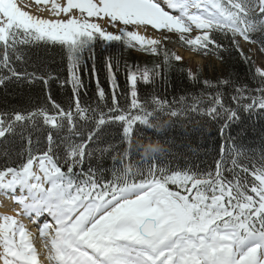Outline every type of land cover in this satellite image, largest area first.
Here are the masks:
<instances>
[{
    "label": "snow or ice",
    "instance_id": "snow-or-ice-1",
    "mask_svg": "<svg viewBox=\"0 0 264 264\" xmlns=\"http://www.w3.org/2000/svg\"><path fill=\"white\" fill-rule=\"evenodd\" d=\"M51 5L55 18H42L22 10L16 0H0V86L37 79L47 85L48 79L28 71L33 65L22 49L58 48L67 56L72 93L64 107L48 94L51 111L39 105L0 111V143L19 141L14 154L0 153V193L19 205L15 215L0 213V264H44L41 257L48 264H264V149L256 156L233 145L231 167L218 162L214 172L156 163L174 159V149L186 154L209 120L221 125L223 135L245 112L264 116V69L255 68L251 87L231 78L200 82L190 72L201 91L172 101L152 95L142 102L138 83L151 85L161 77V66L125 65L127 86L121 91L119 63L108 58L107 111L81 106L86 88L78 71L87 53L103 101L94 59L98 46H138L161 55L165 64L182 60L138 30H160L164 39L178 35L205 54L221 51L225 39L237 49L239 38L264 45V0H51ZM93 18H106L116 31ZM194 30L200 34L193 38ZM228 88L233 94L221 90ZM90 121L97 131L85 139L81 130ZM116 124L127 147L122 156H113L122 167L105 181L92 165L101 169L95 154L108 149H88L102 127ZM176 127L182 143L176 138L152 142L147 136L149 130L155 135ZM134 153L145 167L125 163ZM21 216L37 224V231H30Z\"/></svg>",
    "mask_w": 264,
    "mask_h": 264
},
{
    "label": "trees",
    "instance_id": "trees-1",
    "mask_svg": "<svg viewBox=\"0 0 264 264\" xmlns=\"http://www.w3.org/2000/svg\"><path fill=\"white\" fill-rule=\"evenodd\" d=\"M257 39V37H253ZM264 51L262 45L257 39L256 42ZM164 49L169 53H173V48L168 44H163ZM207 54L216 55L222 59L224 68L220 71L215 70L214 79L212 83H217L219 80L233 79L243 81L250 87L255 86V81L252 80L254 73L253 63L251 60H245V55L240 54L239 49L230 45L227 39L223 40V48L219 52L209 51ZM22 55L29 59L32 67L28 68L29 72H36L37 77L43 76L48 78V84L44 85L39 79L32 83L28 82H11L7 86H0V111L18 109L22 107H30L32 105H39L41 107H48L51 111V105L46 99L45 88H50L52 99L60 103L62 107L68 104L71 100V75L67 61L66 53L60 49H36L24 48ZM112 58L114 62L119 63L118 80L121 85V91L126 88V75L124 72L125 65H137L139 67H153L154 65L161 66V77L152 82L151 85L143 82L138 83V94L144 99H151L152 95H159L172 101L174 98L179 97L185 93H196L201 91V86L197 81L189 78L186 68L182 63L174 59L170 64H165L163 57L158 54L144 52L137 46L136 48H128L119 43H116L107 49L103 45L98 46L94 51L96 76L100 81V86L105 91V99L100 101L97 95L96 79L93 77L92 72V59L85 53V66H81L79 75L84 81L86 92L80 97L81 106L89 109H97L107 111L104 107L105 104H111V90L109 88L107 71L104 68L105 61ZM250 67L252 71H250ZM229 74H231L229 76ZM51 77V79H49ZM198 80L202 82V78L197 76ZM67 81V83H65ZM226 91L228 95L233 94L230 88L221 89ZM121 106H125L126 101L121 98ZM74 108V102H72ZM98 119V116L93 117ZM221 125L217 122L209 120L205 125L204 131L198 135L192 142L191 149H187L186 154H179L176 149L173 150L174 159L169 162L160 163V167H167L173 170H189L197 171L200 173L214 172L215 166L218 162L231 167V158L234 155V149L229 147L227 149V157L221 159L219 157V149L221 145ZM82 135L86 139L89 132L97 131L92 125L91 121L85 124L82 128ZM181 129L176 127L172 130H165L153 134V130H149L147 136L152 142H164L165 139L171 141L173 138L177 139V143H182L183 137L181 136ZM144 135L143 132L140 133ZM225 136L229 145H235L242 152H248L250 155L255 153L259 156L262 149H264V116L256 113H247L241 117L240 121L233 122L225 131ZM122 129L119 124L102 127L95 137V142H90L89 151L93 149H108L102 155L97 152L95 157H99L98 162L103 163L101 169H97L96 165H92L93 171L97 173L105 181L113 179L114 173L119 170L121 163L114 161L113 156L118 154L122 156L124 149L127 147L126 141L121 139ZM35 140L36 137L34 136ZM75 142L80 141V137L74 138ZM11 141V142H10ZM4 141L0 143V153L12 152L13 154L19 150L18 140ZM111 146V148H109ZM114 149V151H113ZM94 157V158H95ZM244 158L241 157V160ZM125 163H130L133 167H145L139 154H132L125 160ZM247 165L248 161H244ZM255 163V162H253ZM252 165H249L251 167ZM258 167V165H255ZM87 171V165L85 167ZM225 176L229 179L232 174L225 172ZM249 179L253 177L249 176ZM172 187V186H170Z\"/></svg>",
    "mask_w": 264,
    "mask_h": 264
},
{
    "label": "rangeland",
    "instance_id": "rangeland-1",
    "mask_svg": "<svg viewBox=\"0 0 264 264\" xmlns=\"http://www.w3.org/2000/svg\"><path fill=\"white\" fill-rule=\"evenodd\" d=\"M18 0H16L17 2ZM27 1V3H26ZM58 2V1H57ZM60 2H63L62 4H66L67 0H60ZM18 6L21 7V4L20 3H26L27 6H30V8H33V6H35L33 9L37 10L36 11H39V13H47V11H49V9L52 7V5L50 4L47 8V11H45L46 9H44L43 6H41L43 3L37 5L35 3V0H31V2L29 0H19L17 2ZM31 4L33 6H31ZM38 6V7H37ZM51 6V7H50ZM40 7V8H39ZM43 7V8H41ZM30 8L27 7V11L30 12ZM31 13V12H30ZM63 15V16H62ZM60 18H64V14H62ZM95 20V18H93ZM96 21H99V23L101 24V26L103 28H105L106 30L108 31H113L115 32L116 31V28L113 27L112 25L106 23V18L104 20H95ZM118 27H123V25H119ZM150 30V33L152 34V36L156 39V40H160L161 43H166V40H168V43H170V38H177L178 39V35H173V34H169V38L168 39H164L162 36H161V31L160 30H155V29H151L149 28ZM200 34L198 30H196L195 32L193 31L192 33V36L193 38ZM174 46V49H175V52H176V55H180L182 57V60L183 62H186L189 66V69L191 71V73H195L197 70H202L203 72L206 71V68L211 72H213V69L214 68H219L220 67V63L213 59V58H210V57H202V56H198L197 54L194 53V51L190 50L188 47H185L183 45H180V44H173ZM246 50L249 51V52H253L251 46H248L246 47ZM254 53V52H253ZM254 57L256 59V62H257V66L261 69H264V63L261 62V57L258 55V54H254ZM48 79V78H47ZM45 92H46V96L49 94V91L48 89L45 88ZM31 225V224H30Z\"/></svg>",
    "mask_w": 264,
    "mask_h": 264
},
{
    "label": "bare ground",
    "instance_id": "bare-ground-1",
    "mask_svg": "<svg viewBox=\"0 0 264 264\" xmlns=\"http://www.w3.org/2000/svg\"><path fill=\"white\" fill-rule=\"evenodd\" d=\"M19 1V0H18ZM17 1V2H18ZM30 2H31V0H29ZM58 1V2H57ZM59 1L60 0H56V2L57 3H59ZM16 2V3H17ZM26 3H27V1H26ZM26 3H20L21 4V8H22V10H24V11H27V7L28 8H30V6H27L26 5ZM61 4L63 3V2H60ZM18 4V3H17ZM51 4V0H49V3L47 4L48 6ZM47 5H45V4H42L41 6H43L44 7V9H46L45 11H47V8H48V6ZM31 6H33L32 4H31ZM35 6H33V8H34ZM38 7V6H37ZM43 7H41V8H43ZM51 7V6H50ZM33 8H30V10L31 9H33ZM40 8V7H39ZM35 9V8H34ZM31 10L30 12H31V14L32 15H34V16H42V18H55V17H52L51 16V14H50V12L49 11H47V13H44V14H42V13H39V11H36V10ZM62 15V14H61ZM63 16V15H62ZM97 23H99V21H96ZM138 31H140V34L141 35H144V36H146V37H150L151 39H155L153 36H152V34L150 33V30H148V31H143V30H138ZM156 40V39H155ZM5 204H7V207H5L4 205ZM19 208V205H15V204H13V202L12 201H10V200H8V198L6 197V196H4L2 193H0V213H6V214H9V215H15V210H17ZM19 219L27 226V224H33V222H31L30 221V219L28 218V217H26V216H21V217H19ZM28 227V226H27ZM31 231V230H30ZM33 232V231H32ZM36 247L38 248V249H42V246H41V244H40V242H39V240H37L36 242ZM41 259L43 260V262H44V264H48V261H47V259L45 258V257H41Z\"/></svg>",
    "mask_w": 264,
    "mask_h": 264
},
{
    "label": "water",
    "instance_id": "water-1",
    "mask_svg": "<svg viewBox=\"0 0 264 264\" xmlns=\"http://www.w3.org/2000/svg\"><path fill=\"white\" fill-rule=\"evenodd\" d=\"M47 89H48V91H49V93H50V88H49V86H47Z\"/></svg>",
    "mask_w": 264,
    "mask_h": 264
}]
</instances>
